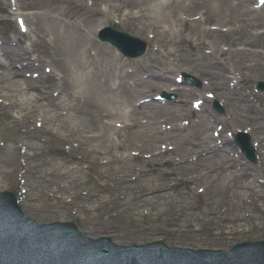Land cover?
<instances>
[{
    "label": "rangeland",
    "instance_id": "obj_1",
    "mask_svg": "<svg viewBox=\"0 0 264 264\" xmlns=\"http://www.w3.org/2000/svg\"><path fill=\"white\" fill-rule=\"evenodd\" d=\"M54 1L0 0V192H13L25 214L39 223L76 222L85 235L96 239L107 236L123 246L164 241L181 248L229 250L236 244L264 240V200L254 201L258 205L254 207L252 196L250 201L240 199L231 187L251 185L264 195V147L260 144L264 130L254 136L251 131L255 127L236 107L240 93L242 106L252 105L261 118L259 125L264 126V92L255 91L257 82L264 81V0H148L147 10L141 0ZM160 1L165 3L163 8L158 7ZM203 1L216 9L211 19L204 16L206 9L196 6ZM61 10L72 17L63 16ZM93 10L102 16L87 23ZM18 17L26 21L28 34L21 33ZM55 17L69 26L78 23L98 44L90 45V53L99 55L97 83L60 89L61 72L54 67L55 78L49 76L46 41L53 38L50 20ZM106 26L145 40L146 55L127 59L100 42L98 31ZM208 31L210 37L206 36ZM200 40L207 45L200 46ZM33 41L36 46L31 49ZM100 45L117 56L116 64L122 68L120 79L128 82V88L117 89L119 80H111L108 70L103 69V59L108 60V55L100 53ZM17 56L25 58L28 65L15 70L22 76L12 78L10 64ZM69 62L67 57L63 64L74 69V63ZM152 70L160 75V85L135 89L133 82L151 80ZM186 72L203 82L202 90L177 82ZM34 74L40 75L35 80L37 87L54 85L53 89L62 92L55 103L64 100L68 105L67 126L63 120L54 121L52 109L45 108L48 102L34 101L39 92L25 89V80L34 81ZM105 79L108 84L103 83ZM213 83L223 84L226 94ZM231 90L237 95H231ZM162 92L174 93L177 99L161 103L156 98ZM145 99L150 100L146 103L151 108H145L137 118L150 123L142 125L149 132L154 128L166 132L158 147L176 145L166 136L171 126L183 124L186 130L180 134L188 136L202 115L189 112L175 120L166 110L156 115L154 109L174 104L190 111L202 102L200 108L217 117L214 128L227 127L224 136L231 142L232 154L239 156L234 169L249 176L232 181L227 188L215 189L196 180L186 182L177 173L169 179L164 172L176 171L175 164L160 167L146 154L121 161L117 156L126 157V146L134 142L128 139L127 131L117 132L109 126L115 121L125 122L124 114ZM214 101L222 104L223 114L213 109ZM234 111L243 115L235 128ZM47 118L51 121L46 122ZM59 125L64 132L59 131ZM71 128L90 134L89 138L79 141L80 135L67 137ZM238 132L250 134L256 164L240 152L234 139ZM120 142L124 148L117 146ZM112 158L118 160L113 162ZM108 160V164H101ZM140 170L155 174L131 183V179H138ZM141 197L145 198L144 205Z\"/></svg>",
    "mask_w": 264,
    "mask_h": 264
},
{
    "label": "bare ground",
    "instance_id": "obj_2",
    "mask_svg": "<svg viewBox=\"0 0 264 264\" xmlns=\"http://www.w3.org/2000/svg\"><path fill=\"white\" fill-rule=\"evenodd\" d=\"M54 3H56L54 0H52ZM63 2H68V0H62ZM138 0H132L133 2L137 3ZM143 1V6H148V0H141ZM222 2H226L227 0H220ZM161 2V1H160ZM135 3V4H136ZM165 5L164 2L159 3V8H163ZM193 5V4H192ZM197 7H202L203 9H206V14L204 16L207 17V19H211V13L216 12V9L208 7V5L203 1L200 4H196ZM220 7V6H219ZM62 11V10H61ZM151 10L147 11L150 12ZM146 12V14H147ZM106 13V12H103ZM63 16H69L72 17V14H69L66 12V10H63L61 13ZM146 14L144 16H146ZM90 18H87V23L91 22L94 18H101L102 13L93 10L92 12H89ZM242 20V17H239ZM53 31V38L50 42L46 41V45H49L47 48V53L50 58H47V62H50L49 65H47V68H54L58 69L60 73L59 77V83L61 85L60 89H68L71 87V89L74 86H79L83 84H94L97 83V76L96 71H98V66L96 64L97 55H92L90 53L91 47L98 45L95 41H91L89 37L84 33L82 27L78 23H74L71 26L67 25L61 18L55 17L50 20ZM202 22H207V20H203ZM221 31V30H219ZM212 34L208 31L206 33L207 37H210ZM182 43V42H180ZM200 46H206L207 43L205 41L200 40L199 42ZM36 46L35 41H33V44L31 45V49H33ZM98 49L101 54L108 55V60L103 59V69L108 70L107 75L110 76L113 80V78L119 80V84L117 89H125L128 88L126 86V83L123 81L124 79H120L122 68L121 66L116 64L117 56L114 55V53L110 50V48L106 46H98ZM99 56V55H98ZM69 58V63H74V69L70 64H68V67L64 65L65 58ZM153 59V58H152ZM26 59L17 56V58L10 64L11 73L9 74V77L16 78L17 76L21 75L22 73H18L15 71L16 69H22L28 65V62L25 61ZM217 66L218 64L215 63ZM31 65V64H30ZM168 66V65H167ZM170 68V67H169ZM167 69V67H166ZM10 72V71H8ZM50 77L55 78L54 70H49ZM188 73V72H186ZM189 74V73H188ZM126 77L130 78L129 74H124ZM22 76V75H21ZM212 79L216 78V74H211ZM151 80L145 81L144 79H137L133 82V87L135 89H144L145 86L154 85L158 86L160 85L159 80H161L160 75L158 72L152 70L151 74ZM40 75H32L31 79L34 81H26V88L29 90H34L39 92V96L34 97V101L39 102L40 100H45L48 102V105H45L46 109H52L53 114L56 116L54 121L57 120H63V125H68V114H69V107L66 104L64 100H60L58 103H55L56 100L59 99L61 91L57 92V89H53V86H48L46 88H40L37 87L35 84V80L39 79ZM166 82L169 81V79L166 78ZM104 84H108V81L105 79L103 81ZM164 85V84H161ZM215 85V88L222 94H226V90L224 89L225 86L221 83L218 85L216 83H213ZM160 87V86H159ZM52 89V91H50ZM101 89V87H100ZM179 89V88H178ZM224 90L226 92H224ZM234 92V90H231L230 93ZM140 95H142V92H139ZM231 95H237V93H232ZM238 105L236 107L241 108V112L239 109V112L241 114H245V118L248 122H251V124L255 127L251 131V133L254 136H258L259 132H262L264 130V126L259 125V121L261 118L258 115L257 110L252 105L242 106L241 102H244V97H240V93L238 94ZM214 98L216 99V96L214 95ZM241 104V105H240ZM248 104V103H246ZM150 104H136L135 107L132 108V110L128 114H124V117L126 118L125 122L115 121V123L110 124V129H115L117 132H128V139L132 140V144L127 145L126 148L128 149L129 153L126 157H119L121 161H126L131 158H136L140 154H146L147 159H149L150 162H158V165L160 167L167 166L170 163H174L176 167V171L174 172H164V174L168 175L169 179L173 178L175 173H177L178 177L181 179L186 180V182H194L196 180L199 185L201 184H207L210 186H214L215 189H221V187H229L235 180H238L242 177L249 176V174L246 172L237 171L234 169L235 163H237V160L239 156L232 154V149L230 148L231 142L224 136V131L227 129L226 126H223L222 128L215 127V115L211 112V114L206 110V108L203 110V108L197 109L198 111L191 109L190 111L188 109H185V106L175 107L174 104H170L169 108H162L157 107L155 108L156 115L158 113L163 112V109L166 110V114L169 118H174L175 120L179 119L181 120L184 116L186 117L189 112L190 113H199L202 115V119L198 121L195 125L192 126V129L189 131L188 136H181L182 132L186 130L185 126L183 124H175L174 126H171L167 130V139H174L176 142L175 146L169 145V146H160L158 147V143H163L164 135L163 133H166L160 128H154L152 132L148 131L147 126L150 125V123L140 120L138 115L144 113L145 108H151L149 106ZM149 106V107H148ZM38 110V109H37ZM234 121L232 122L234 128L237 127V124H240V119L243 118V115L237 114L234 111ZM250 116H246L249 115ZM217 118V117H216ZM46 122L51 121L49 118L45 119ZM143 124H146L147 126H142ZM75 125V123H73ZM60 132H64V127L62 125H59L58 127ZM212 129V133L210 134V131ZM58 133V132H57ZM181 133V134H180ZM80 135L79 141L86 140L89 138V135L85 132H79L77 130H74L73 128L69 129V134H66L67 137H74ZM136 137L139 141H136ZM263 144L264 147V139L260 140V144ZM118 147L124 148V143L120 142L117 143ZM197 150V151H196ZM127 152V150H126ZM233 157H230L229 154ZM145 155V156H146ZM117 158H112V161H117ZM163 158H165L163 160ZM109 160L106 164H108ZM155 173L153 171H144L140 170V174L137 178L131 179V183H135L140 178L144 179L148 175H154ZM179 178V179H180ZM180 179V180H181ZM233 181V182H232ZM198 185V186H199ZM231 187H233L239 196L240 199H246L247 201H250V197L252 196L254 198L252 205L254 207H257V203L254 201H259V199L264 200V195L259 194L258 192H255L254 188L251 185H243V184H233ZM142 198V205H144L145 198ZM140 198V199H141Z\"/></svg>",
    "mask_w": 264,
    "mask_h": 264
},
{
    "label": "water",
    "instance_id": "obj_3",
    "mask_svg": "<svg viewBox=\"0 0 264 264\" xmlns=\"http://www.w3.org/2000/svg\"><path fill=\"white\" fill-rule=\"evenodd\" d=\"M101 39L112 43L128 57L144 54L143 49L134 46L137 39L112 29H107ZM264 90V83H260ZM247 154L254 161L252 149L245 146ZM10 204L0 206V264H264V244L248 248L236 247L231 253L190 252L160 246L158 250H116L107 248V255L99 244L84 239L70 225L57 231L35 228L22 219L14 200L8 195ZM2 201V199H0ZM105 244L109 243L104 240Z\"/></svg>",
    "mask_w": 264,
    "mask_h": 264
}]
</instances>
